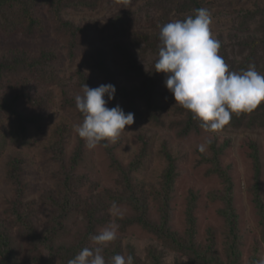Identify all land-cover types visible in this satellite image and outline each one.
Returning a JSON list of instances; mask_svg holds the SVG:
<instances>
[{
	"label": "rangeland",
	"instance_id": "rangeland-1",
	"mask_svg": "<svg viewBox=\"0 0 264 264\" xmlns=\"http://www.w3.org/2000/svg\"><path fill=\"white\" fill-rule=\"evenodd\" d=\"M184 1L83 0L64 7L59 14L61 20L75 27V37L69 30L59 26L47 5H41L35 8V14L42 18L45 25L43 31H18L13 35L0 33V57L10 50H22L30 57H37L43 51L51 52L55 57L49 65L57 77L52 83L29 84L34 95L45 98L43 109L26 102L19 104L18 108L23 113L41 114L43 119L39 129L34 125L29 126L26 142L17 136L14 123L5 121L0 128V221L9 227L15 238L21 261L29 260L34 253L26 240L19 239L20 227L12 223V210L17 204L16 208L24 211L23 205L34 203V226L40 232L47 224L51 226L55 208L47 207L41 199L51 193L58 194L59 181L55 172L59 170L60 162L53 158L50 148L57 139L55 131L59 126H65L63 163L68 165L71 156L81 148L82 158L72 175L85 179L78 188L81 209L68 214L64 228L54 238V244L75 245L82 240L87 225L82 206L102 198L106 190H119L118 174L112 157L123 168H127L138 155L142 156L140 164L132 172V183L135 191L147 199L149 219L159 223L162 175L168 165L164 150H167L174 160L173 187L167 202L170 229L184 235L191 213L197 246L205 249L207 244L212 243L217 255L225 258L229 240L227 224L220 210L225 208L221 195L225 192L226 183L219 176V171L214 170L216 166L212 159L215 156L233 187L232 207L237 216L235 243L240 253L239 264H257L264 258L260 218L251 192L255 182L251 157L254 145L261 164L260 196L264 202V127H237L228 123L219 130L208 131L200 127L198 131L179 136V127L174 122L181 116L175 112L177 103L165 86V78L161 77L153 93L154 101L162 107L158 110L160 123L148 119L144 114L134 116V123L125 126L115 143L102 141L93 149H89L85 140L74 131V126L81 124L84 119L76 107L68 105L70 100L75 101L76 95L82 94V86L73 78L74 73L81 70L100 77L97 66L100 54H103L104 64L116 72L119 85L126 88L138 85L139 79L125 73L126 59L116 49V43H125L137 64L147 69L158 53L145 42L137 41L138 35L155 34L159 37L163 24L184 19L197 8L210 11L211 32L221 43L219 54L230 71H234L251 51L264 58L261 44L264 39V0H198L199 4L183 8L181 3ZM156 44L160 47L159 38ZM21 77V74L6 75L7 92L12 89L8 83L19 88L17 81ZM143 146L145 150L141 154ZM15 158L21 160L20 168L16 171L18 183H13L7 176L9 162ZM132 214L133 210L127 204L108 207L101 212L107 221L96 228L95 234L110 224L118 225L117 238L103 248L106 260L110 261L118 248L119 254L125 257L129 256V250L132 249L134 256L141 260H147L154 254L160 264H195L187 256L166 248L140 225L121 228L118 219L123 220ZM83 245L91 249L97 247L93 241Z\"/></svg>",
	"mask_w": 264,
	"mask_h": 264
},
{
	"label": "trees",
	"instance_id": "trees-1",
	"mask_svg": "<svg viewBox=\"0 0 264 264\" xmlns=\"http://www.w3.org/2000/svg\"><path fill=\"white\" fill-rule=\"evenodd\" d=\"M83 2V0H0V33L4 35H13L18 31L24 33H32L35 30L43 31L45 25L42 18L37 17L35 8L41 5H47L59 26L66 28L75 37V27L69 22H65L60 18V11L68 5H76ZM191 4H199L198 0H186L181 3V7L189 8ZM199 7V6H198ZM77 29V28H76ZM154 41L151 43V39ZM158 36L139 34L137 41L145 42L158 53L159 46L156 41ZM156 39V40H155ZM264 39L261 40L264 49ZM116 49L120 55L126 59L125 73L132 75L140 80L139 84L126 88L119 85L116 80V72L108 68L104 64L103 54H100L98 60V70L100 77H94L85 71L78 70L74 73L73 78L80 85L87 84L91 88L100 86L101 84L111 83L116 87L114 98L108 102V107H115L119 104L124 107L127 112L134 113V116H142L144 114L148 119L156 123L161 122V116L158 110L162 109L153 99V93L156 86L159 84L160 78H165L164 73L156 72L154 64H151L147 69L139 66L127 45L123 42L116 43ZM146 47V46H145ZM253 50V49H252ZM54 54L43 51L37 57H30L22 50H10L6 55L0 57V128L5 121L14 123L16 133L19 139L26 142L29 137L28 129L30 125L40 128L42 122L41 114H25L19 110V104L26 102L30 106L43 109L45 105V98L34 95L30 91L29 84L44 85L52 83L56 79L53 68L49 65L50 61L54 59ZM249 65H255L256 70L264 74V58L261 54H255L251 51L244 61L235 67L234 71L247 70ZM7 74H21L22 77L17 83L19 88L11 86V92L6 90L5 78ZM172 95V93H171ZM107 99V96H105ZM142 101V102H140ZM140 103L142 105L140 106ZM69 106L76 107L75 101L70 100ZM175 112L181 118L174 122L179 128L177 135L185 136L191 131H198L200 121L193 118L191 111L183 108L179 104L175 105ZM173 123V122H172ZM171 123V124H172ZM232 126L252 125L264 127V102H262L256 109L251 112L241 113L240 115H232L229 122ZM173 125V124H172ZM64 131L65 126H59L55 133L57 139L51 145L53 158L60 162V167L55 175L59 181L57 188L58 194L46 195L41 202L47 207L55 208L52 211L50 222L51 226L47 224L43 231L37 230L34 226L33 218L36 213L33 210L34 203L23 205L24 211L15 208L12 210V223L20 227L18 233L19 239L26 240L34 253L27 261L19 259L17 249L15 247L14 237L2 221H0V264H68V261L75 257L85 246L83 244L92 241L91 236L96 235L95 231L98 226L104 225L107 217L101 215V212L108 207L117 206L118 204H127L132 210L133 214L123 220L118 219L120 227L124 229L125 226L137 224L142 226L148 232L152 233L166 248L187 256L189 261L195 264H239L240 253L235 243V230L237 226V216L232 207V184L229 176L219 167V161L214 156L212 159L215 164L214 170L219 171V176L223 178L226 183V189L221 199L224 201L225 208L221 211L227 224V248L225 258H221L213 250L212 243L207 244L205 249H200L195 240V225L191 213L188 215L187 228L184 235H179L172 231L168 225V206L167 202L170 198V191L173 187L174 177V160L167 150L165 156L168 160V165L162 175L160 202L162 204L160 210V222L153 223L148 217V202L145 196L135 191V186L132 183V172L140 164L142 156L138 155L135 161H132L127 168H123L118 161L112 157V163L117 171V184L119 190H106L103 197L93 201L90 205H83V216L87 221L86 231L84 236L75 245L54 244V238L58 231L64 228V221L68 214L72 211L81 209L80 195L78 192L79 186L84 182V177L77 178L73 176V170L79 160L82 158V149L78 148L71 156L69 164L63 163V147H64ZM253 152L251 157L253 159V166L255 169V182L252 186V201L256 207L259 216V224L262 229V240L264 241V202L260 196V160L257 148L253 145ZM141 154L145 150L142 147ZM19 159L15 158L9 162L7 176L13 183H18V176L16 171L20 168ZM218 167V168H217ZM22 206V204H20ZM50 212V211H49ZM131 248V247H130ZM116 254H119L120 249H116ZM129 255L133 257V264H160L159 260L154 254H151L147 260H141L134 256L133 250H129ZM108 256V255H107ZM106 256V258H107Z\"/></svg>",
	"mask_w": 264,
	"mask_h": 264
},
{
	"label": "clouds",
	"instance_id": "clouds-1",
	"mask_svg": "<svg viewBox=\"0 0 264 264\" xmlns=\"http://www.w3.org/2000/svg\"><path fill=\"white\" fill-rule=\"evenodd\" d=\"M211 22L210 11L197 8L184 19L163 24L154 64L156 72L166 74L164 83L175 103L191 111L208 131L222 129L233 114L251 112L264 102V74L255 65L230 71L219 54L221 43L211 32ZM115 93L116 87L111 83L95 88L84 84L82 94L75 96L76 108L84 119L74 126V131L89 149L102 141L115 143L125 126L134 123V113H125L119 104L107 106ZM117 229L118 225L110 224L91 236L97 247L83 248L68 264H133L131 255L115 254L110 261L103 255V248L117 238ZM257 264H264V258Z\"/></svg>",
	"mask_w": 264,
	"mask_h": 264
}]
</instances>
